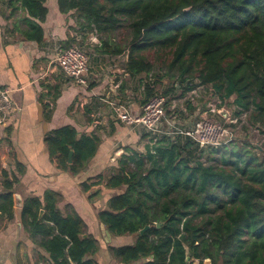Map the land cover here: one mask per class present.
Listing matches in <instances>:
<instances>
[{"label":"trees","instance_id":"obj_1","mask_svg":"<svg viewBox=\"0 0 264 264\" xmlns=\"http://www.w3.org/2000/svg\"><path fill=\"white\" fill-rule=\"evenodd\" d=\"M45 1L7 0L11 7L19 2L25 14L24 39L43 41L38 22L46 18ZM57 6L72 12L80 29L101 34L103 52L126 53L130 76L151 80L153 65L142 51L168 50L167 69L184 83L181 96L199 85H211L222 101L234 95L235 115L248 113V127L264 136V0H57ZM123 22L127 34L117 41ZM153 84L143 85L144 102L160 95ZM150 132L144 152L131 150L109 176L79 184L84 193L93 184L115 191L97 217L112 235L134 240L108 246L111 255L121 264H264V148L235 140L201 147L183 131ZM44 141L58 167L73 176L100 144L98 136L71 126L50 131ZM14 181L4 183L0 214L11 212ZM59 200L51 190L24 200L29 234L50 264H98L87 258L98 240L86 234L74 209L57 207Z\"/></svg>","mask_w":264,"mask_h":264},{"label":"crops","instance_id":"obj_2","mask_svg":"<svg viewBox=\"0 0 264 264\" xmlns=\"http://www.w3.org/2000/svg\"><path fill=\"white\" fill-rule=\"evenodd\" d=\"M45 6L48 10L45 20H35L44 35L43 41L37 43L24 39L21 34L27 26L22 21L25 14L20 3L16 2L13 9L7 0H0V86L9 88L14 105L0 126V195L7 192L4 183L15 180L10 189L14 200L11 212L0 214V264H50L48 255L29 234L27 220L21 212L26 198H42L46 190L58 193L57 207L61 211L67 205L74 209L85 223L86 234L98 240V251L87 258L98 264H121L111 255L108 246L132 243L134 237L112 235L97 217L114 189L93 184L84 193L79 184L83 181L91 184L109 176L117 169L120 156L131 150L144 152L149 143V136L144 137L147 130L121 123L115 116V107L123 106L130 113H139L145 100L143 85L148 75L130 76L125 71L127 54L103 52L100 34L80 29L72 12L58 10L57 0H46ZM70 39L72 42L68 45L84 48L88 57L85 85L67 78L55 62L57 49L67 46L65 43ZM197 87V94L215 96L218 107L224 108L226 101H231L230 108L237 109L234 95L222 101L211 85ZM188 96L191 97L189 92L182 98ZM208 100H203V110L199 107L194 110L192 99L187 101L191 104L188 108L187 104L183 107L173 99L168 110L174 115L180 111L184 115L201 116L212 103ZM182 121L184 130L194 123L189 119ZM62 126L100 138L94 157L75 176L58 167L44 141L50 131ZM165 132L171 133L158 126L157 133ZM247 132L257 133L258 130L249 126ZM246 142L256 145L249 140ZM98 188L99 192L93 195L91 192H97Z\"/></svg>","mask_w":264,"mask_h":264},{"label":"built area","instance_id":"obj_3","mask_svg":"<svg viewBox=\"0 0 264 264\" xmlns=\"http://www.w3.org/2000/svg\"><path fill=\"white\" fill-rule=\"evenodd\" d=\"M55 62L62 73L79 85L86 84L85 74L88 69V57L86 53L75 45H67L57 49ZM197 88L190 90V100L197 95ZM10 90L0 86V126L4 116L14 109L11 100ZM165 97L152 95L142 105L139 113H130L125 107H115L116 118L126 126H139L152 133L158 132V126L165 115ZM219 102V101H218ZM236 108H238L236 106ZM220 108L217 102L207 105L199 119L194 121L192 126L182 133L189 136L201 147H219L229 144L235 135L236 127L233 118L228 112L226 117L220 115Z\"/></svg>","mask_w":264,"mask_h":264},{"label":"rangeland","instance_id":"obj_4","mask_svg":"<svg viewBox=\"0 0 264 264\" xmlns=\"http://www.w3.org/2000/svg\"><path fill=\"white\" fill-rule=\"evenodd\" d=\"M122 25L123 26L118 31H116L114 34V38L117 41H121L122 37L127 34L126 22H123ZM98 35H97V38L99 39ZM142 53L148 58V60L153 65V76H151V80H149L148 76H145L144 84L147 82H154V84H153L154 92H156L160 95H163L165 97V100H166L165 115L163 116V118L160 122L161 124L159 125V129L161 128V129H165L166 131H170L171 132L170 135H173L175 133H180V131L184 130L183 129L184 127L181 125L183 123L182 119L183 120L189 119V121H192V120L195 121V120L199 119L200 116L194 115V113H193V116H191L189 114L184 115V113L180 112V111H177L176 115H174V113H172V111L168 110V107H169V105L173 99L177 100L178 104L181 103L183 107L186 106L185 104H187V106H186L187 108H188V104L191 105L190 103L187 102V101H189V96L187 97V99L182 98L186 94H188V92L185 95L181 96V92H182L184 83H180L179 78L172 75L174 73L173 70L168 71V69H167V64H168L169 59H170L169 51L163 50V49H151V50L142 51ZM194 82H197V81L195 80ZM204 95H206L207 98H204ZM204 95H203V92H198V94L194 97V99H193L194 104L191 105V107H193L194 110H195V107L196 108L199 107L200 110H203V107H201L203 104V100L209 99L208 101H210L212 103L215 102V98H216L215 96L214 97L211 96V98H210L209 94H204ZM179 99H181V100L179 101ZM229 102H231V101H226V104L223 107H224V109H226L230 112V115L233 118H236V122L233 124V127H236V132H235V135L233 137V140H235V142H237V143H241L242 141L246 142V140H249L252 143L256 144V146L261 145L262 148H264V146H263L264 136L263 135H261L259 132H257V133L247 132L249 129V127H248V113L243 112L241 115L235 116L234 112L236 110L233 111L232 108H230V106L228 105ZM188 111L193 112V111H190V109H188ZM172 120H174V123L171 122ZM245 127H247L248 129H245ZM180 129H182V130H180ZM150 133H152V132H150ZM155 134H159V133H155ZM246 144H248V142ZM228 147H231V145H228ZM203 262L206 264H210L208 259L203 260ZM194 263H196V261H194Z\"/></svg>","mask_w":264,"mask_h":264},{"label":"water","instance_id":"obj_5","mask_svg":"<svg viewBox=\"0 0 264 264\" xmlns=\"http://www.w3.org/2000/svg\"><path fill=\"white\" fill-rule=\"evenodd\" d=\"M219 113H220L221 116H224V117H226V116L228 115V113H227V111H226L225 109L220 110ZM71 154H72V150H70L69 160H70ZM263 157H264V153H263ZM159 225H160L159 223L156 224L157 227H158ZM147 228H148V226H145L142 230H140V233H142V232H143L145 229H147ZM106 233H107V235H109L107 231H106ZM186 260H189V256L186 257Z\"/></svg>","mask_w":264,"mask_h":264}]
</instances>
